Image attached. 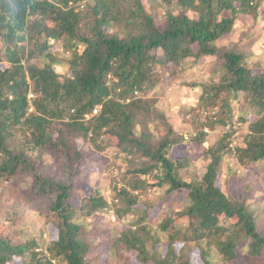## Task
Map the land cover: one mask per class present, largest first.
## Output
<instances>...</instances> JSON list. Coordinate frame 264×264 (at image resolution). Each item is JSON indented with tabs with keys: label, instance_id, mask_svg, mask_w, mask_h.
<instances>
[{
	"label": "trees",
	"instance_id": "obj_1",
	"mask_svg": "<svg viewBox=\"0 0 264 264\" xmlns=\"http://www.w3.org/2000/svg\"><path fill=\"white\" fill-rule=\"evenodd\" d=\"M82 1L0 0V40L9 62L7 68L0 66V181L29 179L23 199L31 206L44 203V223L56 231L48 243L42 236L13 241L0 232V264H96L84 241L88 228L77 216L106 211L108 203L99 193L78 210L70 203L73 180L85 162L78 141L98 152L113 148L128 159L123 187H113L114 206L124 205L116 209V218L127 224L112 241L117 250L135 253L139 264H218L211 257L238 264L242 251L241 264H264V235L253 212L219 185L227 157L244 168L264 162V66L253 71L242 46L215 45L238 18L257 16L264 0H93L81 8ZM150 6L163 9L162 24ZM58 44L68 52L66 74L57 72L58 61L50 54ZM41 57L49 62L37 64ZM200 57L217 61L222 75L200 85L190 112L197 119L200 113L209 115L193 121L190 141L203 145L205 128L230 131L205 146L204 174L187 181L182 173L187 159L170 157L185 138L145 94L162 85L163 71L196 64ZM234 100L255 112L251 119L245 113L236 120H249L248 132L240 145L230 147ZM149 124L155 125L156 136ZM43 154L60 174L39 171ZM155 187L165 194L161 236L148 225L150 202L139 218L128 221L140 197ZM184 191L185 205L164 203ZM162 239L163 252L150 254L146 246L151 243L155 250ZM185 245L198 250L199 261L182 250Z\"/></svg>",
	"mask_w": 264,
	"mask_h": 264
},
{
	"label": "rangeland",
	"instance_id": "obj_2",
	"mask_svg": "<svg viewBox=\"0 0 264 264\" xmlns=\"http://www.w3.org/2000/svg\"><path fill=\"white\" fill-rule=\"evenodd\" d=\"M92 2L93 0H83L81 8L86 3ZM149 12L153 16L157 15V21L160 20V23L163 21L164 11L161 7L150 6ZM235 25L233 31L217 41L215 45L219 47L242 46L246 61L254 69L253 71L263 67L264 3L258 10L257 16H242L238 18ZM3 47L4 45L0 40V58H2L0 66L7 68L9 62L3 55ZM50 54L58 61L54 65L57 72L66 74L68 72L66 61L68 52H65L58 44L50 51ZM43 62L48 63L49 60L44 57L37 60L39 65ZM221 70L218 62L214 59L200 57L196 64L189 62L181 68L173 67L163 71L162 78L164 82L162 85L160 84L156 89L145 94L146 97L155 101V106L165 114L177 133L185 138L184 143L171 149L170 157L187 159V167L182 170L183 178L187 181L200 179L204 174L208 163V158L204 154L205 146L213 145L226 132L230 131L228 127L221 126H217L213 131L205 128L204 132L207 133V136L203 145L199 146L190 141L196 132L194 123L198 124L199 120L203 119L205 114H208L200 113L201 119H197L198 117L190 112V109L196 106L201 95L200 85L209 81H217L222 75ZM232 108L235 112L232 120L234 132L229 137V141L231 142L230 147H235L241 144L243 136L248 132L247 127L249 124V120L240 123L236 120L245 113L246 117L251 119L255 109L246 107L243 101L238 104L236 100L232 102ZM214 113H216V110L210 115L213 116ZM140 130L141 126L136 129L137 132H140ZM148 130L156 136L154 124H149ZM77 145L85 153V162L81 166L78 176L73 180L74 188L70 200L71 205L75 210H78L86 198L96 193H99L108 203L106 211L96 213L88 218L81 214L77 216V221L88 228L84 241L90 248L89 257L96 264H139L135 261V253L117 250L112 244L113 239L118 236L119 232L124 231L127 227L123 220L119 221L116 218V209L124 205L114 206L117 199H113L115 195L113 187L116 186L118 189L123 187L122 177L130 167L127 162L128 159L122 154H117L113 148L103 147V151L98 152L87 141H78ZM38 169L40 172L49 175L60 174V171L54 166L53 161L47 154L42 155ZM146 178L149 180V184L153 183L149 175ZM28 181L29 179L14 183L0 181V232L7 233L13 241H26L32 237L39 239L38 237L42 236L45 242L48 243L56 238V231L50 224L45 225L44 223L42 216V213L45 212L44 203L39 202L31 206L23 199L22 192L27 187ZM219 185L224 193L228 192L226 191V187H228L229 193H232L239 200H245L247 208L253 212L257 229L264 235V162L250 168H244L238 166L232 157H227L221 166ZM186 193L185 191L179 195L174 193L167 197L164 203L171 205L173 202H181L185 205L187 203ZM164 198V190L156 187L148 189L140 197L136 206L137 210H135L132 217L130 216L128 221L139 218L142 215V210L147 207L146 204L150 202L154 207L149 210L148 225L152 234L157 232L161 236L158 226L165 219V209L160 204ZM164 244L165 240L162 239L155 250H153L151 243L146 248L150 254L159 255L163 252ZM182 250L185 253L190 251L191 257L199 261L198 250L193 248L190 250L187 245ZM244 254L245 251H242L238 264L243 262ZM211 260L223 264L215 257H211Z\"/></svg>",
	"mask_w": 264,
	"mask_h": 264
},
{
	"label": "built area",
	"instance_id": "obj_3",
	"mask_svg": "<svg viewBox=\"0 0 264 264\" xmlns=\"http://www.w3.org/2000/svg\"><path fill=\"white\" fill-rule=\"evenodd\" d=\"M29 97H31V95H29ZM97 111H98L97 109H94V110L92 111V114H91V115H92V116H93V115H96V114H97ZM87 118H88V116H87Z\"/></svg>",
	"mask_w": 264,
	"mask_h": 264
}]
</instances>
